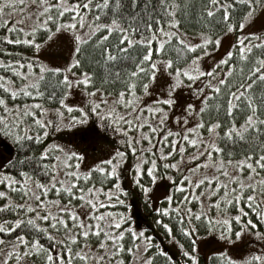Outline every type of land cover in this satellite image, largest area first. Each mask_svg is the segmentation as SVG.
<instances>
[{
    "label": "snow or ice",
    "instance_id": "obj_1",
    "mask_svg": "<svg viewBox=\"0 0 264 264\" xmlns=\"http://www.w3.org/2000/svg\"><path fill=\"white\" fill-rule=\"evenodd\" d=\"M17 2L23 4L24 0H3L0 3V13H3L5 8L16 11L14 5ZM240 2L248 5V11L245 13L244 19L240 20L238 24V27L243 29L245 22L254 11V0H240ZM39 3L38 23L28 28L25 39L21 41L5 34L2 36L3 41L11 44L24 43L39 50L43 42L51 40L55 33L66 31L72 35L75 41L74 51L80 54V45L92 41L95 37L94 42L101 49L100 54L104 58L106 72L109 64L116 66L131 63L132 68L127 69L123 80H121L120 67H114L111 72H107L104 84H122L118 90L112 92L101 91L96 88L94 74L86 70L81 71L75 80H70L69 75L64 73L70 72L73 67H83L81 60L75 57L67 69L49 68L41 64L38 58L36 62L24 60V63H21V60H9L7 62L0 60V69H7L10 73L21 78V82L17 86L16 81L11 76L0 75V89L4 92V95H0V112L3 113L0 114V134L10 137L19 148L27 149L28 152H31V148L28 147L25 141H35L37 146L40 145L42 137L48 135L47 129L50 126H55L54 121L47 118L49 110L35 100L31 104H17L16 99L19 97H44L45 92L41 88H47L48 86L46 77L48 75L56 76L59 73L62 74L59 83L66 90L71 89L74 85L79 86L82 84L85 86V92L89 97H95L97 92L100 91L98 100H90L89 111H85L83 107L68 106L63 99H60L59 104L68 113H72L74 110L80 113L79 116L71 115L70 122L64 126L71 127L73 123H86L89 119V112H91L95 117L91 129L94 134L101 135L100 129L107 130L111 127L113 132L118 131L125 137V140L120 141L121 144H126L132 153L139 152L141 154V160L134 166L136 183H140V178L145 173L154 183L157 178L155 175L157 161L142 155L144 151L150 152L151 148L144 149L137 146L140 145L141 140H147L151 144L153 134L158 131L157 126H154V124L164 125L167 113L164 108L158 105H171L174 103L171 92L175 90L177 85L183 83L182 78L186 77L188 80L194 81L198 76H208L210 79L206 83L212 91L204 96V106L201 107L200 112L203 113L208 108L207 101L209 99H215L216 94H220L222 90L226 89L224 93L226 96L225 115L230 119L223 128V137L218 131L221 129L219 119L210 120L206 124L204 119L201 118L197 125L192 128H184L181 132H172L165 128V135L162 140L169 150L165 151L164 147H161L160 159L164 160L172 157L173 153L183 159L186 148L190 146L196 152V155L190 156L189 159L199 161L194 165V168L211 167L215 170L216 175L205 176L203 179L195 180L194 183L198 188L206 187L208 196L216 197L211 201L212 207L217 209L227 205L239 207L238 214L230 219L223 220L224 230L220 233L221 238L230 239L233 234L239 238L242 233L257 228V224L248 218V212L240 205L243 201L249 211L255 213L264 221V208H262V205H264V176L261 175V173H264V146H260L261 151L259 153L249 151L247 156L233 163L230 159L224 160V150L213 137L227 139L235 143L237 141H247L249 138L259 139V136L264 135V118L259 112L260 105L255 102L256 98L251 94L257 82L264 81V56H254L255 63L246 73L249 81L240 83L238 87L230 83L228 79L235 68V65H229L228 59L219 62V65H229L224 77L220 79H216V68L206 73L200 72L199 68H196V75H193L189 67L186 66L183 69L177 67L169 73L174 81L169 86V97L157 100L155 102L157 106H150L140 102V95L136 91L137 84L139 83L142 93L146 94L149 83L155 80L160 67H163L164 71L173 68L172 59H163L167 46L173 40H176L179 45L183 46L185 52L195 53L196 49H203L210 43L219 45V37L213 40L210 36L201 34L200 43H189L184 34L178 30L180 20L176 19V10L180 5L173 2V0H158L157 7L153 9V12H164L167 18L163 21L159 15L153 16L148 12V9L152 6V0H142V2L141 0H125V2H122V0H71V2L69 0H56L55 3L50 2V0H39ZM208 5L204 10L208 17H213L217 12L222 11V19L228 22V29L233 30L236 27V25L229 22L231 15L229 9L236 7L231 0H223V2L221 0H208ZM126 6L133 13L132 15H128V12L125 11ZM138 7L144 13L143 15H141V12L136 11ZM20 11L24 12L25 9L21 8ZM41 16L43 19H40ZM8 23L6 20L5 24ZM20 23H23V21H20ZM153 24H155V27H153ZM41 30H43V34L39 37L40 42H38V34ZM8 31L24 32V29L9 25ZM98 33L99 35H97ZM28 34H31L32 38H27ZM114 35L116 39L115 43H112L111 38ZM249 35L252 39H249L247 44H245V39H247L245 37L237 40V45H239L238 54L241 55V59H248L249 57L245 54H252L254 48H264V38L255 33ZM253 39L256 41L255 44L252 43ZM132 49H142V51L139 55L132 56L129 54ZM177 51H180V49H177ZM205 54L201 51V55ZM233 56L232 51L226 53L228 58ZM199 59L200 56L193 55L192 65H196ZM12 65H15V67ZM219 65H217V68ZM25 67L27 71H22L21 69ZM35 69H38V71ZM241 71L243 72V69ZM109 77L112 78L111 81H109ZM90 85L92 90L88 92V86ZM203 91L202 88L197 89V93H203ZM67 94L68 92L65 91L64 95ZM54 96L55 93H52L47 98L51 100ZM8 98H11V104H9ZM260 99L264 100V93L261 94ZM241 104H243V110L247 114L243 123L237 125L232 117L234 116V110H241ZM216 107L219 109L220 105L217 104ZM188 110L190 113L195 112L191 104L188 105ZM37 111L40 113L39 116ZM54 112L57 117L55 123L62 124L61 118L64 116V112L59 108L55 109ZM145 114H147V117ZM26 118H30L31 124L35 125L40 131L32 132L29 125L25 123ZM97 121L99 122L98 126ZM187 123V120H185L184 124L187 125ZM201 128L209 133L208 141L202 139L204 133L200 132ZM194 133H198V135H193ZM181 144L183 146H179ZM52 149L56 153H63V156L55 154L51 157L52 162L48 163L50 150ZM214 153L216 154L215 157ZM253 157H255L254 162ZM83 158V155L79 152H65L60 145H50L43 148L38 155L33 154L16 161H6L10 168L20 166L19 175L21 179L17 180L10 172H4L3 175H0V185H3L5 189L18 193L23 202L16 203L9 196L8 191L0 190V197L8 201L0 204V212L15 210L17 214V218L12 222L11 227L0 223V232L12 233L21 226H30L39 229L41 234L46 235L50 241H53V247L46 248L44 244L40 243L39 238L33 237L32 240H29L21 232L15 236L16 245L11 246L7 259L15 257L18 264V246L22 245L25 255L31 256L34 253L38 255L43 252L44 264H74L76 260L83 261L85 264H111L112 260H118V264H124L123 260L119 259L121 253L132 254L134 249H139L140 239L145 241L144 252H148L153 247L151 238L144 236L143 232H136L130 224L127 227H122L128 219L124 214L100 211L101 208L105 207V204L101 202V195L108 204L113 202V197H116L115 203L121 205L125 203L123 199L119 198L120 194L125 191L121 187L119 170L126 158V153L117 150L106 161H102L101 164L94 165L91 169L81 173L79 171L80 161ZM145 161L150 164V167L143 169L141 164ZM25 166L30 170L23 171L22 169ZM229 166L232 167V172L229 171ZM164 167L177 168L178 165L169 163L165 164ZM245 169L248 170L247 175H244ZM61 172H63V177L58 178ZM94 172L99 173L102 177L99 183H96L97 178L93 175ZM169 179L173 178L169 177ZM183 179L186 181L188 177ZM106 180H114L115 182L112 183L111 187H105L104 181ZM142 187L145 192L150 190L147 186ZM186 188L185 183H180L176 186V191L185 193ZM50 193L53 194V198H49ZM204 194L202 192L200 195ZM200 195H193L192 199L197 200L202 205L203 201L200 200ZM62 196L65 197L63 201L61 200ZM72 200L79 201L76 208L85 210L83 217L72 207ZM166 200L170 202L172 196L169 195ZM185 202L186 200L180 201V203ZM53 209L55 214H53ZM155 211L164 216L171 215L169 207L156 208ZM176 211H180L179 203L176 205ZM25 213H32L33 215L28 217ZM186 214L188 227H182L181 230L189 237L196 232V226L191 223L193 218L200 220L201 217H205L208 225L215 227L214 218L207 217L204 212H193L191 208H188ZM242 217L245 219H242ZM178 219L183 222L185 216L181 215ZM233 220L238 225V230L234 233ZM42 222L48 223L44 224ZM158 222L162 223V221ZM215 224H221V221L216 220ZM163 226L169 232L172 231L168 224ZM49 228L56 231L63 230L65 233L64 239L59 241L61 245L59 248L55 247L56 237L48 230ZM126 233L130 235L132 241V246L127 248L123 243ZM255 235L262 236L259 231L255 232ZM92 238L97 240V252H92L89 247V241ZM3 243L4 241L0 239V244ZM71 245H75L78 250L74 251ZM109 247L111 250H109ZM160 251L161 254L170 259L166 252H163L162 249ZM184 254L190 257L193 264H195L197 257L194 254L187 251ZM220 255L223 256V254ZM7 259L4 264H7ZM251 260L264 261V256L254 255L250 258ZM142 264H152V257H145ZM227 264H243V262L233 261L229 257Z\"/></svg>",
    "mask_w": 264,
    "mask_h": 264
},
{
    "label": "rangeland",
    "instance_id": "obj_2",
    "mask_svg": "<svg viewBox=\"0 0 264 264\" xmlns=\"http://www.w3.org/2000/svg\"><path fill=\"white\" fill-rule=\"evenodd\" d=\"M2 2L3 0H0V3ZM50 2L55 3L56 0H50ZM14 7L16 11H12L10 8H5L3 13H0V20L1 18L5 20L7 19L13 26L23 28L26 32H28V28L30 26H35V24L38 23L37 13L40 11L39 0H24L23 4L17 2ZM21 8H24L25 11L21 12ZM40 19H43V17L41 16ZM20 21H23V23H20ZM238 24H234L236 27L233 30H229L228 27H226V29L221 34L215 36L208 32H187L179 28L178 30L184 34V37L189 43H200L201 34H206L213 40H215L217 37L220 39L219 45L210 43L203 49H196V56H200V59L196 65H192V63L189 62L185 66H180L179 68L183 69L187 66L192 70L193 75H196V68H199L200 72L205 73L211 71L213 68H216V79L223 78L224 73L227 71L229 65H219V62L223 59H229L226 57V53L228 51L238 53V39L242 37L247 38L245 39V44H247L248 40L252 39V37L249 35L250 33H255L264 38V1L254 6V11L245 22V27L243 29H240ZM38 42H40L39 39ZM74 47L75 41L72 35L69 32L61 31L55 33L51 40L44 41L42 47L39 50L33 48V50L29 52V55L31 57V61L36 62L38 58L41 64L49 68L59 67L61 69H67L68 65L71 64L72 59L74 57L76 58ZM201 51L205 52L206 54L201 55ZM155 58L156 57L154 56V59ZM163 59L167 58L163 56ZM217 65H219L218 68ZM175 68L177 67H173L168 71H164L163 67H160V70L156 74L155 80L150 82L147 93L139 94L140 102L142 104L157 106L155 103L157 100L161 98L167 99L169 97V86L174 83L173 77L169 75V73L173 72ZM21 70L27 71L26 67ZM35 70L37 71L38 69ZM80 72L81 71H77L75 67H73L70 72L64 74L69 75L70 80H75ZM182 79L183 83L177 85L175 90L171 92V98L174 103L171 105H158L159 107L165 109L167 118L164 120L163 126L154 124V126H157L158 131L156 134H153L151 144H149L147 140H141L139 146L133 145L142 147L144 149L151 148L150 152L144 151L142 155L143 157H148L149 159H155L157 161V170L155 172L157 178L155 182H151L150 177L145 173V175L140 178V183H136L141 188L139 190L142 191L139 192L134 188V183L137 179L135 176L134 166L141 160V154L139 152L132 153L131 150L127 148L126 144H121L120 141L125 140V137L118 131L113 132L111 127H109L107 130L100 129L102 133L101 135L94 134L91 129L93 127V120L95 117L91 112H89V119L86 123H73L71 127H65L64 125L70 122L71 115L79 116L80 113L75 110L72 113H68L62 106L58 107L64 112V116L61 118L63 123L57 124L55 123L57 117L54 110L58 108H47L49 110L47 113V118L53 120L55 125L50 126L47 129L49 137V143H47V147L50 145H60L65 152L73 151L81 153L84 157L83 160L80 161L79 171L81 173L91 169L94 165L101 164L102 161H106L117 150L124 151L126 153V158L124 159L119 170L121 187L130 190L132 192L131 194L133 195V198L138 200L140 206L142 205L140 200H143L142 203L144 204V207L146 206V210L142 211L143 214L140 217V215H137V213L132 212V208L129 205V214L133 218L129 220V223L123 225L122 227H127L130 224L136 232H143L144 236L150 237L152 245H154V240L158 239L161 244V249L165 252H168L173 259L181 257L187 251L191 252L197 257L195 264H198L201 259H203V262L206 263L212 254H224L225 257H230L233 261L243 262V264H264V261H250V258L254 255L264 256V238H262L264 237V233H261L260 231L259 232L262 234V236L255 235V232L257 231L251 229L250 231L242 233L239 238L233 234L230 239L221 238L220 233L222 231L198 234L195 236L194 248L188 250L174 235L163 237L162 232L159 229H156L155 222L151 216L152 212H155V217L157 213L155 211L156 208L174 206L172 200L169 202L166 200V197L169 195L172 196L173 191H175L174 189L180 183H185L187 185L185 190L191 193L192 196L200 195L202 192L205 193L204 195H200V200L203 201L201 206H203V209H205L206 213H208L209 208L208 203L206 202V200H208L207 188H198L194 181L197 179H203L205 176L211 177L216 175L215 170L211 167H203L199 169L194 168V165L199 161H192L189 159L190 156L196 155V152L190 146L186 148L183 154V159H181V157L176 153H173V156L167 159H160V148L164 147L165 151L169 150L167 146L164 145L162 140V137L165 135L164 129L166 128L172 132H181V130L184 128H192L197 125L201 119L200 109L204 105L203 98L209 91H212V89H210L206 83V81L210 79L208 76H198L194 81H190L186 77ZM198 88H202L204 90L203 93H197ZM91 90L92 89L88 88V92H91ZM99 98L100 91L97 92L95 97H89L85 92V86L81 84L79 86L74 85L71 89H68V95L63 100L68 106H72L74 108L77 106L83 107L85 108V111H89L88 105L90 100H98ZM189 104L193 105L195 112H189ZM37 114L38 116L40 115L39 111ZM145 116L147 117V114H145ZM152 119L154 120L155 118L153 117ZM185 120L188 122L187 125L184 124ZM98 124L99 122L97 121V126ZM145 131H147V129H145ZM78 132L87 134L85 137H83V141H81L79 145L76 146L74 143V136ZM200 132L204 133L202 139L204 141H208L209 133H207L203 128L200 129ZM193 135H198V133H194ZM213 139L216 140L215 137H213ZM179 146H183V144ZM51 151L53 152V155L59 154L63 156V153H56L54 149ZM169 163H176L178 167L165 168L164 165ZM141 167L146 169L147 167H150V164L145 161L141 164ZM229 171H233L231 166H229ZM62 177L63 172H61L60 177L58 178ZM169 177H172L173 179H169ZM184 177H188V179L185 181L183 179ZM142 186H147L150 190L145 192ZM100 199L101 202L105 204V207L100 209L101 212L121 211L120 207H115L117 204L115 203V200H113L111 204H108L105 202L102 195ZM78 203L72 204V207H74L76 211L80 213L81 217H83L85 215V210L76 208ZM139 204H137L138 208L140 207ZM52 211L53 214H55V210L53 209ZM194 211L196 212L197 210ZM230 215L235 216L236 214ZM230 215H228L226 218L220 216V218L223 220L230 219ZM138 221L141 224L138 223ZM142 222L144 223L142 224ZM237 230L238 228L234 229L233 233ZM125 237L131 241V238L127 235V233ZM126 238H124L123 243H125ZM96 243V238H92L89 241V247L92 249V252L98 251ZM139 243L140 248L134 249L132 254L126 252L121 253L119 259L123 260L124 264H142V260L145 257L151 256L150 252L152 248H150L148 252H144L143 248L145 246V241L140 239ZM15 245L16 243L11 245H0V264H4L8 257V253L11 250V246ZM131 246L132 242L131 245L129 244L125 248ZM18 250V264H36L32 259L29 258V255L24 254L22 245L18 246ZM109 250H111L110 247ZM85 251L87 250L85 249ZM186 257L188 259H185V262L189 261L190 258L188 256ZM82 263L85 264L83 261ZM7 264H17L16 258L13 257V259H7ZM111 264H118V260H112Z\"/></svg>",
    "mask_w": 264,
    "mask_h": 264
},
{
    "label": "trees",
    "instance_id": "obj_3",
    "mask_svg": "<svg viewBox=\"0 0 264 264\" xmlns=\"http://www.w3.org/2000/svg\"><path fill=\"white\" fill-rule=\"evenodd\" d=\"M264 0H254V6L263 2ZM71 2V0H69ZM122 2H125V0H122ZM142 2V0H141ZM173 2L178 3L180 7L176 10V19L180 20V25L179 28L183 29L184 31L187 32H208L212 35H218L221 34L227 27V23L223 21L222 19V11L217 12L213 17H208L205 13V8H207L208 5V0H173ZM223 2V0H221ZM232 3L236 5L235 8L229 9L231 15H230V23L231 24H238L240 20L244 18L245 13L248 11V5L246 3H241L240 0H231ZM158 0H152V6L148 9V12L151 13L153 16L159 15L161 20H165L167 17L165 16L163 11H157L153 12V9L157 7ZM125 11L128 12V15H132L133 13L127 9V6L125 8ZM137 12H141V9L138 7L136 9ZM144 13L141 12V15ZM67 17V14H66ZM64 19V18H61ZM7 20V19H6ZM5 19L0 20V60H4L5 62L9 60H21V63L24 62V60H31V57L29 55V52L33 50L34 47L28 44L20 43V44H11L8 42H5L2 40V36L7 34L10 35L13 39H20L23 41L25 39V34L28 33L26 31L24 32H9L8 27L9 25H12L10 21L6 25L5 24ZM153 27H155V24H153ZM43 30L40 31L38 34V39L40 36H42ZM99 35V33L97 34ZM27 38H32L31 34H28ZM115 35L111 38V42L115 43ZM95 37L93 38L92 41H87V43H84L80 45L81 47V53L77 54L76 53V58L81 60L82 68H77L75 69L77 71H89L94 74L95 80V87L100 89L101 91H112L115 92V90H118L122 84H113V83H108L104 84V78L107 75V72H111L114 67H120L121 68V80H123L124 76L126 75L127 69H131L132 65L131 63L128 64H123V65H112L109 64L107 68V72L105 70V61L104 58L102 57L101 49L98 45L95 44ZM252 43L255 44L256 41L253 39ZM177 49H180V51H177ZM140 51L142 49H132L131 52L129 53L132 56L139 55ZM119 55V53H118ZM196 55L195 53L191 52H185L183 50V46L179 45L178 41L173 40V42L167 46V50L164 53V57L167 59H172L173 60V67H180V66H185L192 60V56ZM249 58L248 59H241V55L238 53H234V56L232 58H229V65H235L234 71L231 75V77H228L230 83L238 85L240 83H245L249 81V78L246 76L247 71L252 67L253 63H255L254 56H264V48H254L252 54H245ZM15 67V65H12ZM243 69V72L241 71ZM38 71V70H37ZM0 75H7L11 76L12 79L16 81V85L19 86L21 82V78L19 76H16L7 69H0ZM62 79V74H56V76H51L48 75L46 77L47 80V88L42 87L41 90L45 92V96L42 98H25V97H19L16 99V103H26V104H31L33 103V100L36 102L41 103L46 109L47 108H58L61 107L59 104L60 99L66 98L68 95H64V92L67 91L64 88L62 84L59 83V81ZM111 77H109V81H111ZM150 84V83H149ZM88 88L92 89V86H88ZM137 94H141V88L139 83L137 84ZM226 89L222 90V93L216 94L215 99H209L207 101L208 108L201 113V118L204 119L205 123L207 124L210 120H216L219 119L221 121V137H223V128L225 125L228 123L229 117H226L225 115V101H226V96L225 93ZM52 93H55V96L53 99L49 100L47 97L51 95ZM264 93V81H258L257 84L254 86L252 90V95L255 96L256 100L255 102L260 105L259 112L262 114V118H264V100L260 99L261 94ZM0 95H4V92L2 89H0ZM9 99V104H11V98ZM219 104L220 107L217 109L216 105ZM204 106V105H203ZM243 104H241V110H234V116L232 119H235L237 125H240L243 123L244 117L247 114L246 111L243 110ZM38 113V111H37ZM0 114H3L0 112ZM38 115V114H37ZM25 123L29 125L31 128L32 132H37L40 131L35 125L31 124L30 118H26ZM80 132V131H79ZM77 133L74 136V143L76 146L79 145L81 141H83V137H85V133ZM48 135L43 136L41 139V143L39 146L36 145L35 141L28 142L25 141V143L28 145V147L31 148V152H28L27 149L19 148L16 142H14L10 137L4 136L0 134V175H3L4 172H10L14 177H16L17 180L21 179V176L19 175V172L21 171L20 166H17L16 168H10L7 164L6 161L8 160H13L16 161L24 156H31L33 154L38 155L40 151L43 150V148L47 147L48 142ZM217 143L221 148H223V158L225 161L227 160H232L233 163L236 161H239L242 157L247 156L249 151H254L256 153H259L261 151L260 146H264V135L259 136V139L255 138H249L247 141H237L233 142L227 139H217ZM214 153V157H215ZM53 156V152L50 150V157L48 159V163H51V157ZM255 161V157H253V162ZM23 171H29L30 169L25 166L22 169ZM259 171V169H257ZM247 169H245L244 175H247ZM97 179L96 183L100 182V179L102 177L100 176L99 173L93 174ZM262 176H264V173H261ZM42 178V177H41ZM114 180L111 181H104V186L105 187H111L112 183H114ZM232 186V185H230ZM134 188L137 191H142L139 190L141 189L136 182L134 183ZM125 191L120 194L119 198L123 199L125 203L123 205L121 204H116L115 207H120L121 211H112L113 213H122L124 214L128 219L126 221V224L129 223V220L132 219L133 217L129 214V205L132 208V212L137 213V215L143 214L142 211L146 210V206L144 207L143 205V200L141 201V206L138 202L137 199L133 198V195L131 194L132 192L130 190H127L126 188H123ZM0 190H6L9 192V196H11L12 200L15 201L16 203H22L23 201L20 198V195L18 193H15L9 189H5L3 185H0ZM173 191V199L172 202L174 206L169 207L171 215L169 216H164L161 213H156L152 212L151 216L153 217V220L156 225V229H159L162 232L163 237H167L170 235H174L179 242L188 250H191L194 248L195 245V236L198 234H206V233H215L219 231H223L224 228L222 226L223 219L220 218H226L230 214H238L239 213V207H236L234 205H227L224 206L221 209H217L215 207L211 206V201L215 199L216 197H210L208 196V200L206 202L208 203V213H206L205 209H203V206H201V203L198 202L195 199H192V194L185 190V193H180L176 191V188ZM50 198H53V194H49ZM65 197H61V200L63 201ZM112 200H116V197H113ZM186 200L185 203H180V201ZM8 201L5 198L0 197V204L7 203ZM79 201L77 200H72V204L78 203ZM29 203H31L29 201ZM180 204V211H176V205ZM139 204V208L137 206ZM240 207H243L246 212H248V218L252 219L254 223L257 224V228H253V230L260 231L261 233H264V221L260 219L259 216H257L255 213L249 211L247 205L244 204L243 201H241ZM188 208H191L193 212L194 210L197 211H202L206 214L207 217L209 218H214L213 223L215 227H210L207 223V219L205 217H201L200 220L192 219L191 223L196 226V232L194 233L193 236L189 237L183 233L181 230L182 227H188V217L186 214V210ZM262 208H264V205H262ZM140 209V210H139ZM43 215V213H41ZM26 216L31 217L33 214L32 213H25ZM185 216V220L181 222L178 217L179 216ZM231 216V215H230ZM234 216V215H233ZM231 216V217H233ZM17 218V214L15 210L11 211H4L0 212V223H4L5 226L11 227L12 222ZM242 219H245L242 217ZM219 220L221 221V224H215V221ZM158 221H162L158 222ZM40 222V221H37ZM246 222V220H245ZM44 224H47L48 222H42ZM138 223H140L138 221ZM144 222H142L143 224ZM141 224V223H140ZM164 224H168L172 231L169 232L165 227L163 226ZM232 228L237 229L238 225L236 222L233 220L232 221ZM50 232H52V235L56 237V243L55 247L59 248L61 245L59 244V241L64 239L65 233L63 230L56 231L54 229L49 228L48 229ZM21 232L24 233L25 236L28 237V239L32 240L33 237H37L40 240L41 244H44L46 248H51L53 247V241H50L46 235H43L40 233L39 229L32 228L30 226L25 227L21 226L19 229H16L12 233H5V232H0V239L4 241L3 244L0 245H11L15 242V236L19 235ZM128 235V234H127ZM130 236V235H128ZM126 238V237H125ZM155 239V238H154ZM194 241V243H193ZM132 241H129L126 238L125 241V247L128 246L129 244L131 245ZM152 250L150 252V255L152 257V264H193L192 261L185 262V259L187 260L188 258L184 255L181 257L173 259L168 252V257H165L163 254H161V244L158 239L154 240ZM75 250H78L75 245H71ZM165 252V251H163ZM44 256V253L41 252L40 254H33L29 256L30 259H32L36 264H44V261L42 257ZM227 257L221 256L220 254H212L208 258L207 262H203V259L199 261L198 264H227ZM74 264H84L82 261L76 260L74 261Z\"/></svg>",
    "mask_w": 264,
    "mask_h": 264
}]
</instances>
